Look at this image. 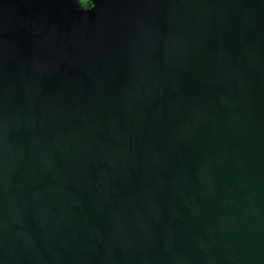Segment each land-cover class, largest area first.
<instances>
[{
    "label": "water",
    "instance_id": "95a60500",
    "mask_svg": "<svg viewBox=\"0 0 264 264\" xmlns=\"http://www.w3.org/2000/svg\"><path fill=\"white\" fill-rule=\"evenodd\" d=\"M0 264H264V0H0Z\"/></svg>",
    "mask_w": 264,
    "mask_h": 264
}]
</instances>
